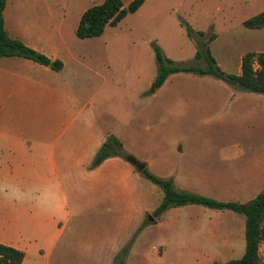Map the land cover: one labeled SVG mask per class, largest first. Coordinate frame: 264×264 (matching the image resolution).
<instances>
[{
  "label": "rangeland",
  "instance_id": "374dc122",
  "mask_svg": "<svg viewBox=\"0 0 264 264\" xmlns=\"http://www.w3.org/2000/svg\"><path fill=\"white\" fill-rule=\"evenodd\" d=\"M63 1L70 3L74 14L79 7L102 0ZM120 1L125 6L130 0ZM262 10L264 0H145L117 24L106 25L100 36L81 44L87 47L93 66L103 60L118 74L121 98L109 97L110 102L104 103L117 108L121 118L133 117L135 128L141 130L125 150L147 162L143 167L147 172L170 180L177 190L211 197L209 162L220 154L236 155L250 151L247 149L252 145H264V98L211 76L184 72L168 74L163 87L155 90L157 97L151 98L148 81L156 72L153 45L174 63L203 66L202 61L193 59L194 42L184 24L194 37L197 31L203 38L214 33L208 48L215 63L223 72L237 74L243 53L264 51V26L247 28L242 24ZM133 82L136 93H132ZM139 91L144 98H138ZM129 93L136 96L125 105L123 100ZM148 101L150 107L146 106ZM133 169L137 171L134 165ZM135 185L141 205L150 209L129 214L132 225L142 224L143 228L129 226L133 232L128 246L116 259L126 256V264H224L241 256L244 244L217 246L196 238L207 221L206 214L198 213V209L204 213L225 210L196 204L170 206L158 214L160 223H148L146 215L151 217L162 200L161 188L144 176H139ZM113 188L111 183L103 185L104 191ZM94 201L81 192L76 198L77 208L69 200V215L59 224L54 250L48 254L45 249L37 256L35 246L27 250L25 264H106L111 239L123 232L117 225L121 215ZM229 213L233 216L225 217L226 221L236 224L243 219L240 214ZM175 234L178 240L171 242ZM132 240L136 244L132 245ZM259 256L264 264V244L259 246Z\"/></svg>",
  "mask_w": 264,
  "mask_h": 264
},
{
  "label": "crops",
  "instance_id": "0c3cea01",
  "mask_svg": "<svg viewBox=\"0 0 264 264\" xmlns=\"http://www.w3.org/2000/svg\"><path fill=\"white\" fill-rule=\"evenodd\" d=\"M89 5L72 14L70 3L63 0L4 2L2 18L7 34L50 60L61 62V68L53 70L21 56L0 57V243L23 252L20 264H25L27 250L35 246L37 256L45 249L51 254L59 238V224L69 215L68 201L75 207L79 192L121 215L116 219L123 232L111 239L106 264H126V256L115 257L129 241L132 229L142 227L132 225L129 214L150 209L141 205L135 184L142 175L133 169L130 159H138L127 147L134 144L141 130L135 128L133 117L121 118L117 108L104 103L110 102L109 97L121 98L118 74L103 60L95 66L90 63L88 49L81 44L93 37L73 36L81 12ZM164 83L151 87V98L157 97L155 90ZM131 86L136 93L134 82ZM132 93L124 97L123 104L136 96ZM138 93V98H144L141 91ZM146 106L150 107L149 101ZM108 135L118 139L129 157L109 156L90 168ZM247 150L236 155L220 154L209 162L211 197L246 202L263 189L264 145H252ZM105 183H111L112 191L103 190ZM223 210L204 213L198 209V213L206 214L207 221L196 238L217 246L240 247L244 244V219L236 224L226 221L225 217L233 215L231 210ZM157 217L151 215L152 220L147 222L160 223ZM129 226H133L131 233ZM177 236L171 242H176ZM136 242L132 240L131 244ZM260 244H264V238Z\"/></svg>",
  "mask_w": 264,
  "mask_h": 264
},
{
  "label": "trees",
  "instance_id": "16d2710c",
  "mask_svg": "<svg viewBox=\"0 0 264 264\" xmlns=\"http://www.w3.org/2000/svg\"><path fill=\"white\" fill-rule=\"evenodd\" d=\"M144 1L130 0L125 6L120 0H102L99 3H93L81 12L74 28V34L78 38L98 36L106 25L117 24L127 13L134 12ZM4 2L5 0H0V57L16 55L46 65L53 70L60 69L61 62L59 60H50L7 34L2 18ZM242 24L247 28L263 27L264 10L244 19ZM184 27L186 34L194 42L193 59L202 61L203 66L174 63L161 53L158 46L153 45L156 72L151 83L152 89L159 87L170 73L189 72L197 75H211L234 88L264 96V51L243 53L239 63L240 72L238 74L226 73L215 63L208 48V43L215 38V34L210 33L206 38H203V33L197 31V36L194 37L189 26L184 24ZM113 155L121 156L124 159L129 157L123 151L118 139L113 135H108L95 152L89 167L92 168L103 159ZM140 174L157 184L162 191V200L152 211L153 216L160 214L170 206L185 204H197L217 210L227 209L240 214L244 219L243 252L239 258L229 260L224 264H262L259 256V244L264 238V187L246 202L219 201L208 196L177 190L170 180L159 179L144 168ZM127 246L128 243L121 248L120 252L126 251ZM22 258L21 250L0 243V264H20Z\"/></svg>",
  "mask_w": 264,
  "mask_h": 264
},
{
  "label": "water",
  "instance_id": "95a60500",
  "mask_svg": "<svg viewBox=\"0 0 264 264\" xmlns=\"http://www.w3.org/2000/svg\"><path fill=\"white\" fill-rule=\"evenodd\" d=\"M130 162L135 166V168L137 169V171H141L143 169V167H144L143 163L137 162L133 158L130 159ZM146 219H148L149 221L152 220V218L149 215L146 216Z\"/></svg>",
  "mask_w": 264,
  "mask_h": 264
}]
</instances>
